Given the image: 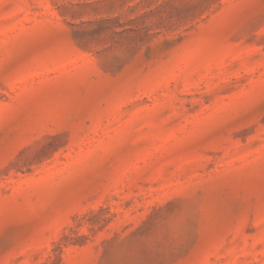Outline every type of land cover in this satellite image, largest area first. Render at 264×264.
I'll list each match as a JSON object with an SVG mask.
<instances>
[{
  "label": "rangeland",
  "instance_id": "374dc122",
  "mask_svg": "<svg viewBox=\"0 0 264 264\" xmlns=\"http://www.w3.org/2000/svg\"><path fill=\"white\" fill-rule=\"evenodd\" d=\"M0 264H264V0H0Z\"/></svg>",
  "mask_w": 264,
  "mask_h": 264
}]
</instances>
